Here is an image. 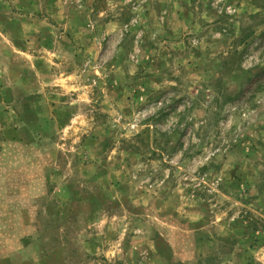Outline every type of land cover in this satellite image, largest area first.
<instances>
[{"label": "rangeland", "instance_id": "obj_1", "mask_svg": "<svg viewBox=\"0 0 264 264\" xmlns=\"http://www.w3.org/2000/svg\"><path fill=\"white\" fill-rule=\"evenodd\" d=\"M0 264H264V0H0Z\"/></svg>", "mask_w": 264, "mask_h": 264}]
</instances>
